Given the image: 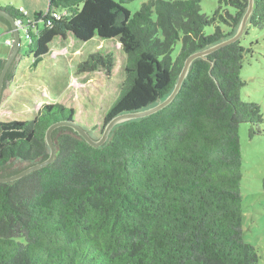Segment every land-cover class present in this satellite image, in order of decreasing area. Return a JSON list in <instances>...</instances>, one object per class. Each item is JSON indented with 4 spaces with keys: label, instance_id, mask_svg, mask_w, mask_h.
I'll use <instances>...</instances> for the list:
<instances>
[{
    "label": "trees",
    "instance_id": "trees-1",
    "mask_svg": "<svg viewBox=\"0 0 264 264\" xmlns=\"http://www.w3.org/2000/svg\"><path fill=\"white\" fill-rule=\"evenodd\" d=\"M134 1L49 0L48 14L65 15L30 32L33 68L53 48L94 38L121 49L126 79L97 139L115 117L167 98L186 59L235 35L249 4L221 0L209 17L201 0H148L132 14L125 5ZM1 8L27 20L20 9ZM0 23L11 31L7 20ZM250 26L264 29V0H255ZM250 52L240 39L196 60L172 104L116 126L102 147L71 128L56 129L50 166L0 183V264H259L257 249L244 239L239 134L244 123L261 134L264 123L260 106L241 97ZM115 68L116 51L103 50L77 70L113 77ZM16 71L14 63L5 88ZM29 115L0 120V178L47 160L46 134L55 123L74 122L94 135L95 120L70 102L43 104Z\"/></svg>",
    "mask_w": 264,
    "mask_h": 264
},
{
    "label": "rangeland",
    "instance_id": "rangeland-1",
    "mask_svg": "<svg viewBox=\"0 0 264 264\" xmlns=\"http://www.w3.org/2000/svg\"><path fill=\"white\" fill-rule=\"evenodd\" d=\"M148 0H135L125 7L135 14L141 5ZM168 1V0H167ZM15 6L24 4L34 21L37 14L45 16L49 10V0H16ZM202 11L213 17L221 6V0H201ZM225 11L235 14L232 7L222 4ZM37 9V10H35ZM36 11V12H34ZM42 27V23H38ZM225 31L226 27L221 25ZM216 26L206 28L211 35ZM11 34L0 26V57H8L9 46L6 45ZM22 46L15 63L17 71L12 82L7 83L1 104L6 114L0 112V120H26L29 114H35L43 104L63 102L64 105L75 104L84 110L95 121L89 123L94 137L100 136L105 115L119 97L126 79L125 58L121 49L116 46H103L99 38L88 43H77L70 49L53 48L38 68H33L34 56L28 55L29 42L21 33ZM242 45L250 49L241 79L245 82L241 97L245 102L260 106L264 120V29L250 26L241 37ZM177 45L174 56L180 50ZM116 51V68L113 77L104 72L79 74L78 66L88 60L90 54L103 51ZM0 104V105H1ZM261 134H251L252 125L240 126V143L242 148V195L244 210V239L253 245L259 255V264H264V123L259 127ZM94 129V130H93Z\"/></svg>",
    "mask_w": 264,
    "mask_h": 264
},
{
    "label": "water",
    "instance_id": "water-1",
    "mask_svg": "<svg viewBox=\"0 0 264 264\" xmlns=\"http://www.w3.org/2000/svg\"><path fill=\"white\" fill-rule=\"evenodd\" d=\"M254 7H255V0H249L247 12L245 13V15L242 19V22H241L237 32L235 33V35H233L232 37H230V38H228V39H226V40H224V41H222V42H220L214 46H211L205 50L196 52V53L190 55L186 59L185 64L183 66V69L181 70V73L179 74L178 80H177L172 92L167 96V98H165L164 100L160 101L158 104H156V105H154L148 109L138 111V112H133V113H124V114H121V115L115 117L106 126L102 137L99 139H97L96 137L91 135L87 130H85L83 127H81L80 125H78L77 123H74V122L61 121L59 123L53 124L48 129L47 134H46V143L50 149L49 158L43 162H40L34 166L27 168L26 170L20 172L19 174H16V175L11 176V177L0 178V183L16 182V181L34 173V172H37L39 170L45 169L48 166H50L55 161L56 154H57L56 146H55V143L53 140V133L56 129H58L60 127H68V128L73 129L90 146H92L94 148H99V147H102L103 145H105L107 143V141L110 138L112 131L114 130V128L116 126L123 124V123H126V122H129V121L149 117L151 115H154V114L162 111L166 107H168L170 104H172L174 102V100L176 99V97L180 93L182 86H183V83L186 80L193 63L196 60H198V59L207 60L208 56H210L211 54L217 52L218 50H220L226 46L234 44L241 39V37L243 36V34L247 28L249 20L253 14ZM0 17L4 18L5 20H7L10 23L11 31L9 33L11 34L12 40L14 42V45L12 47V51H11L9 57L7 58V60L4 64V67L2 68V71L0 73V104H1L2 99H3V94H4L6 77L9 73L11 67L13 66L15 61H17V58L19 57V54L21 51V46H22V40H21V36H20V31H19L17 24H16V19L10 13L3 10L2 8H0Z\"/></svg>",
    "mask_w": 264,
    "mask_h": 264
},
{
    "label": "built area",
    "instance_id": "built-area-1",
    "mask_svg": "<svg viewBox=\"0 0 264 264\" xmlns=\"http://www.w3.org/2000/svg\"><path fill=\"white\" fill-rule=\"evenodd\" d=\"M21 13H23L27 20H16L17 27L20 31V36L21 33H24L25 39L30 42L31 40V33L33 32L37 34L40 31V27H38V23H42L43 25H51L54 20H61L62 17L65 15V13H62L57 10H53L50 14H46L45 16H42V18H36L34 21L29 17L28 13L21 9ZM39 20V21H37ZM1 26V24H0ZM22 39V38H21ZM7 45L9 47H13L14 42L13 41H8Z\"/></svg>",
    "mask_w": 264,
    "mask_h": 264
},
{
    "label": "crops",
    "instance_id": "crops-1",
    "mask_svg": "<svg viewBox=\"0 0 264 264\" xmlns=\"http://www.w3.org/2000/svg\"><path fill=\"white\" fill-rule=\"evenodd\" d=\"M16 2V0H0V8L1 7H7V6H13L14 8H16V9H23V10H25L27 13H28V15H29V17H30V13H29V11L24 7L25 5L24 4H19L18 6H15V5H13V4H16L15 3ZM35 10H37V9H35ZM34 12H36V11H34ZM39 15H41V14H37L36 15V18H38V17H40ZM31 18V17H30ZM37 21H39V20H37ZM2 26V25H1ZM4 27V26H3ZM40 27V26H39ZM5 28V27H4ZM6 30V29H5ZM7 31V30H6ZM12 40V36H11V38L10 39H8L7 40V42L8 41H11ZM6 45H7V43H6ZM8 46V45H7ZM9 48H11V47H9ZM11 51H12V48L10 49ZM11 51H10V53H11ZM10 53L8 54V57H9V55H10ZM8 57H0V73H1V66H2V64H3V62L4 61H6L7 60V58Z\"/></svg>",
    "mask_w": 264,
    "mask_h": 264
},
{
    "label": "clouds",
    "instance_id": "clouds-1",
    "mask_svg": "<svg viewBox=\"0 0 264 264\" xmlns=\"http://www.w3.org/2000/svg\"><path fill=\"white\" fill-rule=\"evenodd\" d=\"M1 24V23H0ZM22 40V39H21ZM11 41H13V40H11ZM12 48V47H11Z\"/></svg>",
    "mask_w": 264,
    "mask_h": 264
}]
</instances>
